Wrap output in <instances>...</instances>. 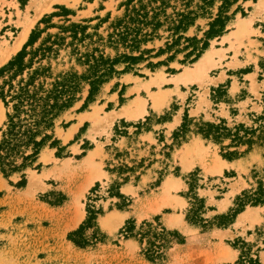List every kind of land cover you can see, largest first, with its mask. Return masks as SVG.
Masks as SVG:
<instances>
[{"label": "rangeland", "instance_id": "374dc122", "mask_svg": "<svg viewBox=\"0 0 264 264\" xmlns=\"http://www.w3.org/2000/svg\"><path fill=\"white\" fill-rule=\"evenodd\" d=\"M224 1L0 0V57L32 24L21 49L0 69L34 31L42 32L35 48L47 40V46L56 44L42 63L49 82L72 72L100 75L111 66L100 65V57L119 60L86 109L91 87L81 82L74 106L57 121L60 144L43 150L35 166L41 167L25 172L24 188L21 174L7 179L0 173V264H264V205L252 203L264 199V7H258L261 0ZM219 17L225 30L207 39ZM241 20L248 23L243 32ZM185 23H192L187 31L177 29ZM186 39L209 47L197 57ZM209 50L214 59L205 80L174 81ZM158 74L164 80L146 89ZM137 99L146 113L122 114L136 110ZM207 124L224 125L234 135L239 130L242 137L253 132L244 140L255 143L236 148L233 137L221 144L204 139L200 130ZM235 151L238 158L223 157ZM96 169L103 177L84 190ZM168 182L177 184L170 196L181 206L163 204ZM196 198L204 201V221L192 224L187 218L200 206ZM243 201L233 223L218 227L219 217L232 216ZM88 204L101 212L97 223L105 239L80 249L68 236L86 221ZM174 215L180 226L169 224ZM132 221L138 228L149 222L177 231L185 243H173L163 261L151 263L140 244L122 234Z\"/></svg>", "mask_w": 264, "mask_h": 264}, {"label": "trees", "instance_id": "16d2710c", "mask_svg": "<svg viewBox=\"0 0 264 264\" xmlns=\"http://www.w3.org/2000/svg\"><path fill=\"white\" fill-rule=\"evenodd\" d=\"M238 1L235 0L234 3ZM231 4L229 0L224 1V5ZM191 25L192 23H185L177 29L181 28L185 32ZM72 29H79V27L73 25ZM224 30L225 23L219 17L212 24L207 39L218 37ZM41 33L34 31L24 49L0 69V100L8 110L7 121L0 129V173L7 179L21 174L22 181L19 188L26 186L25 172L27 170L41 167L40 165L35 166L43 150L47 147L56 148L60 144L55 136L57 121L74 106L77 95L81 92V82H88L91 87L83 107L86 109L89 104L96 101L101 85L111 74L116 72L114 66L119 63L118 59L111 61L100 57L102 66L111 62V66L100 75H98L100 71L96 72L95 70L92 72V77L90 75L79 76L72 72L58 75L54 78V82H49L51 79L50 69L43 67L42 63L53 52V47L56 44L52 43L51 46H47L49 44V40H47L40 47L35 48ZM179 39L183 38L179 37ZM186 41L195 45L193 52H198L197 57L209 47L208 41H205L201 48L196 46L199 43L197 39H186ZM128 60L137 62L141 58L130 57ZM37 65L39 66L36 67ZM187 119L186 115L185 120L187 121ZM206 127L207 129L200 130V134L204 139L213 140L215 143L221 144L222 139L231 137L234 138L233 143H237L236 148L243 145L252 147L255 143L252 138L244 140L248 134L253 135V132L244 131L246 134L242 137L239 130L234 135L224 125L207 124ZM183 128H185V124ZM58 155L60 154L58 153ZM239 156L240 153L237 151L223 155L228 160H234ZM95 191L96 189L92 190V192ZM112 195L120 196L119 193ZM261 196L263 195L261 194ZM195 200L199 202L200 206L194 211L193 217L188 216L187 218L192 224L204 221L199 215V212L205 209L204 201L197 198ZM244 202L232 216L219 217L223 222L218 224V227L230 226L236 216L244 211L246 205ZM252 203L254 206L264 205V199L258 197ZM87 212L88 217L83 225L68 236V240L80 249H87L105 239L97 223L101 212L92 204H88ZM90 231H93L92 235H88ZM122 234H125L126 239L136 240L142 247V253L146 260L151 263L163 261L173 243L181 245L185 243L184 237L179 232L168 231L160 224L154 225L149 222H144L139 228L135 222H128ZM170 238L173 241H168Z\"/></svg>", "mask_w": 264, "mask_h": 264}, {"label": "bare ground", "instance_id": "6f19581e", "mask_svg": "<svg viewBox=\"0 0 264 264\" xmlns=\"http://www.w3.org/2000/svg\"><path fill=\"white\" fill-rule=\"evenodd\" d=\"M53 1H55V2H63L64 0H53ZM258 7H264V0H261L260 1ZM260 10H262V9H260ZM43 11H45V9L41 10L40 12H43ZM249 20H251V19H249ZM247 25H248V23H246L245 20H243V21L241 20V22L238 25V31L239 32H243V31L247 30L248 29L247 28ZM31 26H32V24L27 25L24 28V30L21 32V34L19 35V37H17V40L15 41V43L11 47V49H9V51L7 53H4L0 57V65L4 64L11 57L12 54L17 53L21 49L22 45L27 40V38H28V36L30 34V31H31L30 28H31ZM212 58H213V51L212 50L207 51L198 60V62L196 63L194 69H186L180 75H178L177 77H175L174 78V81L177 84H179V83L190 82V81H193L195 79H204L205 80V78L207 77L206 76V72H207L210 64L212 63ZM163 80H164V77L162 75L158 74L155 78H152L151 81L148 84H145V87H146V89H149L153 85L160 84V82L163 81ZM144 103L145 102L143 100H139L138 101V99H137L136 100V106H137L136 110H133L132 111V109L130 107H128V108H125L123 110V113L122 114L128 115L131 118H138L140 116H143L146 113V109H145V104ZM5 113H6V109H5L4 105H3V103L0 101V123L4 120ZM122 114H115V116H114L113 119H115V117H117L119 115H122ZM113 119L111 120V122L113 121ZM67 135L68 136L66 137V139L71 138L72 132H70ZM93 157H94V155L93 154H90L88 160L86 161V164L91 163ZM103 175L104 174H103L102 170L96 169V171L94 172V174L89 178L88 184L86 185V187L84 188V190H86L90 185H92L96 179L102 178ZM176 185L177 184L174 183V182H168L167 183V186L165 187V190H164V195H165V198H166L165 201H163L164 202L163 203L164 205L165 204H172L173 203L176 206H181L183 204V202L181 200H179L178 198H174V197L172 198L170 196V190L173 189V188H176ZM30 188H31V186H30ZM81 195H82V193L80 194V196ZM241 217H242V219L240 218V222H242L243 219H244L243 217H246V216H241ZM81 219H82V216L81 215L80 216H77V219L75 221L76 224H78ZM120 222H122V220ZM181 222L182 221H181V218L179 217V215L178 216H175L174 215V216H171L169 218V224L171 226H180L182 224ZM229 256H232V253L231 252H229Z\"/></svg>", "mask_w": 264, "mask_h": 264}, {"label": "crops", "instance_id": "0c3cea01", "mask_svg": "<svg viewBox=\"0 0 264 264\" xmlns=\"http://www.w3.org/2000/svg\"><path fill=\"white\" fill-rule=\"evenodd\" d=\"M31 28H32V27H31ZM31 28H30V29H31ZM29 35H30V34H29Z\"/></svg>", "mask_w": 264, "mask_h": 264}]
</instances>
